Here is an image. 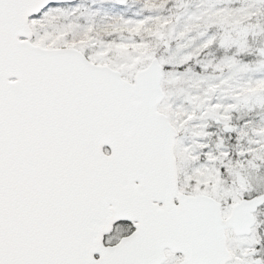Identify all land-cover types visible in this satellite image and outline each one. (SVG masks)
I'll return each mask as SVG.
<instances>
[{
    "label": "snow or ice",
    "instance_id": "1",
    "mask_svg": "<svg viewBox=\"0 0 264 264\" xmlns=\"http://www.w3.org/2000/svg\"><path fill=\"white\" fill-rule=\"evenodd\" d=\"M0 264H264V0H0Z\"/></svg>",
    "mask_w": 264,
    "mask_h": 264
}]
</instances>
